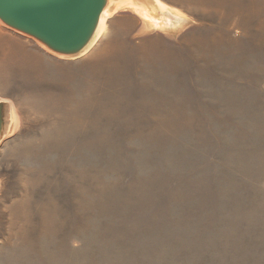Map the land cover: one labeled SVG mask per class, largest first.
<instances>
[{
    "label": "rangeland",
    "instance_id": "1",
    "mask_svg": "<svg viewBox=\"0 0 264 264\" xmlns=\"http://www.w3.org/2000/svg\"><path fill=\"white\" fill-rule=\"evenodd\" d=\"M160 2L75 58L0 21V264H264V0Z\"/></svg>",
    "mask_w": 264,
    "mask_h": 264
},
{
    "label": "water",
    "instance_id": "2",
    "mask_svg": "<svg viewBox=\"0 0 264 264\" xmlns=\"http://www.w3.org/2000/svg\"><path fill=\"white\" fill-rule=\"evenodd\" d=\"M135 1H139L145 12L152 16L153 13L149 11L151 6L146 0ZM118 2L120 1L0 0V21L8 28L34 39L45 50L57 56L75 58L86 50L94 38L105 9ZM157 19L166 22L165 27L161 28L182 26L180 17L168 10L157 11ZM13 111L11 102L0 99V146L14 130L15 122L10 125V129L7 126L10 123L8 114Z\"/></svg>",
    "mask_w": 264,
    "mask_h": 264
},
{
    "label": "bare ground",
    "instance_id": "3",
    "mask_svg": "<svg viewBox=\"0 0 264 264\" xmlns=\"http://www.w3.org/2000/svg\"><path fill=\"white\" fill-rule=\"evenodd\" d=\"M119 1L120 2H118L115 6H113V7L108 6L105 9L104 14L101 17V20H100V23H99V26H98V29L96 31V34H95L94 38L92 39L90 44L86 47V50H84L80 55H82V54L86 53L87 51H89L98 42V40L101 38V36L103 35V33L105 31V25H106L107 18L111 14L116 13L117 10L119 8H122V7H126V6L135 7L136 12L143 19H145L148 22H151L153 26H155L157 28L165 27L166 22H163L162 20L159 21V19H157V11H159V10H161V11L164 10L165 11L166 10L165 6H163V4L160 2V0H146L148 2V4L151 6V7L149 6L150 7L149 11L151 13H153L152 16L149 14V12H147V11L145 12L144 7L141 6V3L139 1H135V0H119ZM14 112L15 111H13L11 114H8L10 123L7 126H9V129L11 128L10 125L13 122H15V120H16V113H14Z\"/></svg>",
    "mask_w": 264,
    "mask_h": 264
}]
</instances>
